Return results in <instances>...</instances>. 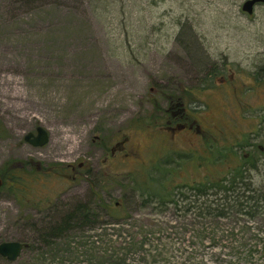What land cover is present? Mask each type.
Returning a JSON list of instances; mask_svg holds the SVG:
<instances>
[{
	"label": "rangeland",
	"instance_id": "obj_1",
	"mask_svg": "<svg viewBox=\"0 0 264 264\" xmlns=\"http://www.w3.org/2000/svg\"><path fill=\"white\" fill-rule=\"evenodd\" d=\"M244 1L0 0V172L15 180L0 191V243H26L0 264H264V205L223 218L201 198L184 208L188 184L221 176L243 153L255 160L256 201L263 188L264 2L246 16ZM176 98L194 100L206 144L221 135L253 149L226 154L221 138L224 154L185 158L187 137L163 131ZM36 126L49 134L42 147L23 140ZM125 137L134 153L105 161ZM80 162L68 178L54 174ZM155 175L172 179L176 206L143 203L137 184ZM221 196L208 206L221 209ZM78 203L94 221L52 235Z\"/></svg>",
	"mask_w": 264,
	"mask_h": 264
},
{
	"label": "trees",
	"instance_id": "obj_2",
	"mask_svg": "<svg viewBox=\"0 0 264 264\" xmlns=\"http://www.w3.org/2000/svg\"><path fill=\"white\" fill-rule=\"evenodd\" d=\"M230 156V155H229ZM228 158L227 156H225ZM239 162L236 165H228L227 171L223 173L219 177L211 178V179H205L204 181H199V183H192L188 184V191H190L193 199L185 198L184 201L189 200L188 206L184 207L185 209H188L191 207L192 203H197L198 199H202V202L204 204H207V210L206 212L209 215H215V217L223 218L226 215H229L231 208L234 210L237 214H244L253 216L255 214L256 208L260 207L261 205H264V184L262 185L263 188L261 191H259V196L257 198V201L252 196V192L254 191L251 187L250 176L247 174V170L254 169L256 164L255 160H251V155L245 157L244 155L239 156ZM208 160L209 163H212V157ZM226 159L225 162H227ZM66 168L61 172L63 175L65 173ZM3 177V184L1 187V190L3 189H10L9 186V175L5 174V171L2 172ZM46 176V175H45ZM248 180V182H247ZM163 180L159 178H150L147 181H142L137 184V189L140 192V195L142 196L143 203H158L159 205H164L163 203H170L178 204L179 201L173 200V194L175 195V192L173 190H170L168 188H165ZM246 181V182H245ZM250 182V183H249ZM158 184L156 186V184ZM13 184V183H12ZM258 191V190H257ZM181 193V192H180ZM222 195L221 197L225 199L226 201L223 203V206L221 209L217 207V205L213 206L212 208L208 206L209 200H207V196L211 195ZM173 196V197H172ZM177 196V195H176ZM183 196H185L183 194ZM240 197V198H239ZM205 198V199H204ZM221 198V199H222ZM242 199V200H240ZM212 200V199H211ZM233 201V204L230 206L229 202ZM183 201V200H182ZM218 202L217 200H215ZM192 202V203H191ZM262 202V203H261ZM260 203V204H259ZM78 203L74 209H72L69 214L67 215V218H62L60 225L59 223H56L52 229V235L60 234L62 231H66L68 227V223L72 220H76L77 223H80L81 226H88L92 221H94V212L92 210V206L89 205H82ZM211 204V203H210ZM201 206V205H200ZM205 206V205H204ZM262 207V206H261ZM209 210H214V214ZM218 209L220 211H218ZM93 215V216H92ZM112 215V214H111ZM114 218L118 219L119 217L117 215H113ZM75 222V221H74ZM58 225V226H57ZM60 226H63V230H61Z\"/></svg>",
	"mask_w": 264,
	"mask_h": 264
},
{
	"label": "flooded vegetation",
	"instance_id": "obj_3",
	"mask_svg": "<svg viewBox=\"0 0 264 264\" xmlns=\"http://www.w3.org/2000/svg\"><path fill=\"white\" fill-rule=\"evenodd\" d=\"M247 1V0H245ZM244 1V2H245ZM243 2V3H244ZM259 2H264L262 0H258V2H255L252 6L253 11H254V7L259 4ZM242 3V4H243ZM241 4V6H242ZM241 9V7H240ZM242 13L245 14L246 16L248 15H252L253 11L251 13H247L245 11H243V9H241ZM198 89H192L190 90V95L194 96L196 94V91ZM170 104L168 105V107L166 108L165 112L168 114V117L166 119V123H164V130L166 133H168L169 136H173L174 138L177 137L179 139H181V137H187L188 140V148L185 150L184 155L185 158L187 157H200V156H204V153L208 154V155H221L224 153H219L218 150H216L218 147L224 146L223 141L225 140L223 137L217 138L215 142H207L209 144H206L205 141L203 140V127L200 124V122L196 121L195 117L194 118H190L191 113H193L194 111V107L190 106V102L191 101H183V100H179V99H175V100H169ZM192 105L195 104L194 100H192ZM37 127V126H36ZM35 127V128H36ZM220 127H222V125H220ZM34 128V129H35ZM222 132L223 129H222ZM238 132V131H237ZM36 133V129L35 132ZM240 134V133H239ZM180 135V136H179ZM223 135V134H222ZM179 136V137H178ZM219 136V135H218ZM224 136V135H223ZM242 136V135H241ZM240 136V137H241ZM232 137V135H231ZM243 137L245 138V134L243 135ZM221 138H223L224 140H222ZM215 139V138H214ZM24 140V138H23ZM127 138L125 137L124 139H121L119 142H116L114 144V146L110 147L111 149L109 150V152H106L104 160L107 162H111L114 164L116 160H122L121 157H128L130 155H132L134 153V150H132L130 153L126 150V148L124 147V144L126 142ZM219 140H221L219 142ZM226 141V140H225ZM232 138H229V141H226L227 145L229 144L228 147H224L229 149L227 151L226 154H232V153H243L242 150L244 149H253L254 145L249 142V140H242L244 142V144H240V143H235L233 142ZM27 142V141H25ZM185 143V141H183ZM28 143V142H27ZM29 145L33 146V147H37L32 145L31 143H28ZM169 146H166V150H168ZM235 148L237 149V152L235 151ZM171 152L177 153L180 152L178 148H173V149H169ZM243 155L245 157L249 156L248 153H243ZM178 158H183V157H178ZM168 159V158H166ZM154 160H158L156 157H154L152 160L150 161H154ZM184 165V161L182 162V160L180 162H178V166H180L181 169H184V167H182ZM84 167V163L80 162L77 166L73 165V164H66L65 171H75L76 170H80ZM29 168V166H28ZM64 168V169H65ZM51 170L54 169H60L58 166L54 165L52 168L50 167ZM49 167H45L42 169L41 166L38 167L39 171H43V170H50ZM69 169V170H67ZM12 172H8L6 171L5 174H9ZM2 172H0V178H1V187L3 184V177H2ZM54 174H56L57 177H62V178H68V176L66 175V172L62 175L60 173H58V171H56ZM53 174V176H54ZM44 176L46 175L45 173L43 174ZM43 175L41 177H43ZM40 177V176H39ZM152 177V176H151ZM158 178V175H155L152 178ZM165 178H159L161 180H163L162 182L164 183L165 188L169 189V186L171 184V180L168 175L164 176ZM9 178V184L14 183V177H8ZM72 178H76V174L72 177ZM156 184V183H155ZM158 184H156L157 186ZM176 186V185H175ZM1 191V188H0ZM114 204L118 205V202H115ZM24 244V243H23ZM6 258V257H5Z\"/></svg>",
	"mask_w": 264,
	"mask_h": 264
},
{
	"label": "water",
	"instance_id": "obj_4",
	"mask_svg": "<svg viewBox=\"0 0 264 264\" xmlns=\"http://www.w3.org/2000/svg\"><path fill=\"white\" fill-rule=\"evenodd\" d=\"M264 1V0H262ZM258 2V0H247L245 1L241 9L247 13H251L253 11V4ZM36 133L30 131L29 133L24 135V141L31 143L34 146L42 147L43 145L48 143L49 134L46 129L42 126H37ZM0 188H1V178H0ZM26 246V243H22L21 241L12 240V241H1L0 243V255L6 257L7 260L13 261L19 255L21 250Z\"/></svg>",
	"mask_w": 264,
	"mask_h": 264
},
{
	"label": "bare ground",
	"instance_id": "obj_5",
	"mask_svg": "<svg viewBox=\"0 0 264 264\" xmlns=\"http://www.w3.org/2000/svg\"><path fill=\"white\" fill-rule=\"evenodd\" d=\"M14 97H16V98H17L18 96L14 95ZM72 143H73V145L71 146V148H73V147H74V145L76 144V143H74V140H73V142H72Z\"/></svg>",
	"mask_w": 264,
	"mask_h": 264
}]
</instances>
